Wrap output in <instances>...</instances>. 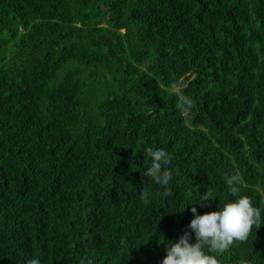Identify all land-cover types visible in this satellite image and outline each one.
<instances>
[{
  "label": "trees",
  "instance_id": "16d2710c",
  "mask_svg": "<svg viewBox=\"0 0 264 264\" xmlns=\"http://www.w3.org/2000/svg\"><path fill=\"white\" fill-rule=\"evenodd\" d=\"M235 172L264 220V0H0V264H161Z\"/></svg>",
  "mask_w": 264,
  "mask_h": 264
},
{
  "label": "clouds",
  "instance_id": "9594fccd",
  "mask_svg": "<svg viewBox=\"0 0 264 264\" xmlns=\"http://www.w3.org/2000/svg\"><path fill=\"white\" fill-rule=\"evenodd\" d=\"M182 106L188 110L194 106V102L189 97H183ZM144 154L151 159V165L147 167L144 175L165 189L162 193L164 197L171 196L169 185L173 176L172 171L165 168V165L170 164L172 156L164 148L150 146L144 149ZM243 183V177L239 172L226 177L228 192L237 199L225 203L220 207V211L198 215L197 209L192 207L194 218L188 227L195 233L196 242L190 243L191 234L185 231L177 242L168 243L161 264H219L217 257L210 253L223 254L233 243L247 241L253 228L258 230L264 220L260 209L254 207L247 196L240 195ZM139 195L143 203L150 202L147 188H142ZM215 198L213 190L208 188L206 194L201 196V205L203 206L204 201ZM26 264H40V260L33 257L27 260ZM81 264H84L83 260ZM88 264H92V261L89 260Z\"/></svg>",
  "mask_w": 264,
  "mask_h": 264
}]
</instances>
